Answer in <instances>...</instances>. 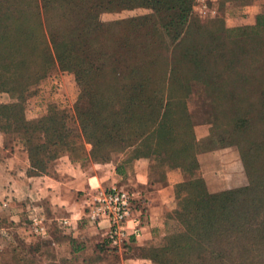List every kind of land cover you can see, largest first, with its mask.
<instances>
[{"label": "trees", "instance_id": "trees-1", "mask_svg": "<svg viewBox=\"0 0 264 264\" xmlns=\"http://www.w3.org/2000/svg\"><path fill=\"white\" fill-rule=\"evenodd\" d=\"M225 1H260L263 10L251 25L221 29L228 36L216 37L218 44L202 48L198 43L183 45L195 30L188 27L193 0H0V118L5 121L0 133L18 136L28 176L48 175V166L61 157L86 168L109 163V154L117 152L125 155L114 167L119 176L137 160L162 156L161 174L178 168L199 178L195 134L176 94L179 67L199 68L208 55L225 56L233 87L257 91L262 100L263 110L255 118H234L238 132L259 125L260 133L248 143L209 125L215 149L237 147L245 185L196 200L190 182H182L175 187L179 195L165 214L164 235L157 246L138 248L132 239L120 248L104 240L90 246L64 237L72 255H85L87 247L92 254L102 253L101 260H109L102 259L107 256L114 262L136 256L153 264H264V53H256L252 66L236 48L241 39H263L264 0ZM132 10L150 13L108 23L100 20L102 14ZM227 39L235 47H228ZM53 60L62 79L78 89L72 108L80 138L90 146L87 152L79 137L66 130L60 106H47L32 121L20 108L28 86L43 77ZM218 77L216 71L202 68L194 78L215 86ZM46 230L45 238H51L48 226Z\"/></svg>", "mask_w": 264, "mask_h": 264}, {"label": "rangeland", "instance_id": "rangeland-1", "mask_svg": "<svg viewBox=\"0 0 264 264\" xmlns=\"http://www.w3.org/2000/svg\"><path fill=\"white\" fill-rule=\"evenodd\" d=\"M204 2L207 6V12L205 14H199L198 11L194 9L196 2L193 0V8H191L189 13L188 27L190 30H195L194 33L188 36L186 41L183 42V45H185L184 47H188L191 43L201 44L202 48L210 44L215 46L218 44V41L214 42V38H224L228 36L227 32H222L221 29H233L240 26L251 25L255 15L261 13L263 10V5L260 1H255L246 5H242L237 1L225 0H204ZM149 13L150 12L146 10L121 11L119 13L102 14L100 15V20L104 23H108L131 17H139ZM241 40L242 42H237L236 44L237 51L241 56L247 57V64L250 62V65L255 66L257 58L254 56L256 53H264V37L263 39L261 38L255 41H250L248 39ZM165 45L167 49L171 50V46H169L167 40H165ZM227 45L228 47H235L229 43V41ZM222 52H224L223 49ZM175 54L177 55L176 52ZM251 56L254 57L252 61L249 59ZM206 61L207 62L199 68H194L189 64H184L179 67L181 72L178 76L180 91L176 95L182 98L190 124L192 127L203 124L208 126L213 124L214 127L216 126V131L220 133L227 132L226 134H229L232 138L238 136L239 140L242 139V143H248L255 134L258 135L260 133L259 125L254 123L251 131L239 130L240 132H238V129L235 127L234 118L244 114H248V117L255 118L261 114L260 111L263 110L261 97L257 95V91L255 92L249 88H244L238 84L233 87L228 76L230 70H228V62L225 56L211 59V56L208 55ZM200 68H204L205 72L208 70L211 72L213 70L219 74L215 82L217 86H208L202 83L201 80H195V74L199 73V70H201ZM54 84L59 85V88L54 89ZM223 91H225L224 94L226 98L222 97ZM77 93L78 89L76 85L71 81L67 82L62 79L58 66L53 60L45 66L43 77L28 86L25 97L20 103V108L24 113L25 119L32 121L42 116L47 106H60V108L63 109L66 130L71 135H77L79 137V142L82 144L84 151L87 152L90 146L84 144L80 138L79 126L72 108ZM4 122L5 121L0 118V125H3ZM210 130L211 134L210 131H208L207 134L198 137L202 150L210 148V139L211 137L213 138V130L211 128ZM0 145L21 151V144L19 143L18 136L14 133H0ZM217 150L221 157L225 159L224 164H227V162L231 161L230 159L233 158L232 163H235L237 169H241V173L244 177L237 147L231 145ZM155 157H159L158 163H162L163 166V157ZM124 158V154L111 152L109 154V163L118 164ZM5 164L7 167H5L4 170L0 168V264H82V253L76 255L70 253L64 240V237H67L63 234L66 229H61L57 226V222L52 219L49 209L44 205L43 209L31 206L34 202H30V205L26 208L22 204L23 202L18 200L17 194L20 184L17 178L21 177L18 172L22 165L20 158L18 160L15 156L13 164ZM53 165L48 166V175L51 174ZM217 170V172H212L214 177H211V179L216 182L224 179L220 171L221 169L219 170L217 168ZM8 173L15 178L11 181L6 180L5 174ZM189 182L192 194L196 200L206 199L208 194L212 193L206 190L204 181L199 178L189 180ZM245 184L246 180L244 177V185ZM91 185L95 186L94 180L91 181ZM8 187L10 193L5 190ZM125 188L132 191V188L129 186H125ZM177 195H179V190H177ZM3 204L5 205L3 206ZM9 208H11V210H9ZM32 208H35L34 213H38L44 218L46 227L48 226L50 229L51 238L44 237L40 239L31 233L27 217L32 212ZM80 221H84L82 220V216ZM57 231L59 234L56 233ZM56 235L60 237L54 238ZM90 241L94 244L98 243L97 241L100 242L98 234L92 236ZM90 252L88 248L84 253Z\"/></svg>", "mask_w": 264, "mask_h": 264}, {"label": "crops", "instance_id": "crops-1", "mask_svg": "<svg viewBox=\"0 0 264 264\" xmlns=\"http://www.w3.org/2000/svg\"><path fill=\"white\" fill-rule=\"evenodd\" d=\"M193 131L197 145L196 162L200 174L199 179L204 181L206 190L216 192L243 186L244 177L241 169H237L235 163H232L233 158L227 164H224L225 159L214 148L212 137L210 148L207 150L201 149L198 137L207 134L208 131L211 134L209 126L206 124L193 126ZM15 156L18 160L20 158L22 165L18 174L23 177L17 178L20 184L17 194L18 200L23 202L22 204L26 208L30 205V202H34L31 206L38 209H43V205L46 206L53 220L65 219L69 224L63 234L90 246L94 245L90 241L91 237L98 233L95 229L86 225L84 221H80L84 199L91 192L88 185L102 188L111 185L129 186L132 191L139 194L143 205L142 217L145 227L134 245L138 248H146L157 246L161 242L165 230V214L175 206L176 185L193 179L188 173L178 168L166 170L161 174L162 163H158L159 157L155 156L146 160L135 161L130 168L125 169L122 176L114 172L117 163L91 164L86 168H79L78 165L71 164L67 157H61L55 161L50 175L28 176L26 174L27 160L25 153L2 145H0V168L4 170L7 167L5 163L13 164ZM217 168L221 169L224 179L216 182L211 177H214L212 172H217ZM14 178L9 173L5 174L6 180L11 181ZM92 180L95 181V186L91 185ZM5 190L8 191L9 187ZM8 192L10 193V191ZM84 254L81 259H85V262H81L82 264H153L147 259L136 256L125 260L119 258L114 262V258L110 260V257L107 256L102 257V259L107 258L109 260H101L102 253L95 252V254H92L90 252ZM96 254L100 260L95 257Z\"/></svg>", "mask_w": 264, "mask_h": 264}, {"label": "built area", "instance_id": "built-area-1", "mask_svg": "<svg viewBox=\"0 0 264 264\" xmlns=\"http://www.w3.org/2000/svg\"><path fill=\"white\" fill-rule=\"evenodd\" d=\"M195 2L194 9L199 14H205L207 6L204 0H195ZM88 188L91 192L84 199L82 220L97 231L99 240L106 241L112 248H120L130 239L137 241L145 227L142 217L143 205L139 194L121 185H111L106 188L88 185ZM34 210L35 208H32V212L27 217L29 229L33 235L44 238L47 236L45 220L40 214L34 213ZM56 222L61 229L69 226L65 219Z\"/></svg>", "mask_w": 264, "mask_h": 264}]
</instances>
